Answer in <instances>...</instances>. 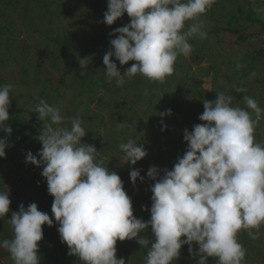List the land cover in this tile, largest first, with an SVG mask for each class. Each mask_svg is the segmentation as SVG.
I'll use <instances>...</instances> for the list:
<instances>
[{"label": "clouds", "instance_id": "1", "mask_svg": "<svg viewBox=\"0 0 264 264\" xmlns=\"http://www.w3.org/2000/svg\"><path fill=\"white\" fill-rule=\"evenodd\" d=\"M216 0H107L102 23L113 25L127 14L130 22L114 29L111 50L103 56L108 83L125 84L137 75L163 84L173 75L180 55L193 51L190 40L205 39V17ZM121 66L134 63L123 74ZM90 60L80 58L81 75ZM239 67V65H238ZM12 85H0V130L9 136L12 128L9 106ZM245 90L237 88L236 92ZM245 107H233V97L216 93L215 101H204L202 123L183 132L187 144L182 158L171 170L150 166V219L134 215L131 197L116 171L99 159L94 145L83 143L88 134L79 116L67 117L58 106L40 100L32 113L43 122L38 140L41 149L26 162L41 167L47 191L53 197L52 217L68 255L82 264H126L117 258V241L135 240L147 253L144 264H174L181 248L188 245L189 255L198 264L215 258L217 264H247V250L238 240L244 231L251 239L260 238L264 227V144L256 139V129L264 118L257 99L244 96ZM171 110L160 113L170 115ZM66 123L70 126H66ZM122 126V125H121ZM166 128V125L163 126ZM162 128V130H163ZM10 145L0 139V158ZM124 154L121 164L135 165L147 156L143 143L128 139L119 145ZM130 182L144 181L139 169L129 172ZM9 191H0V220L10 212ZM11 239L0 241L13 264H40L39 242L42 226L54 220L38 210L36 203L7 219ZM151 228V238L146 233ZM193 243L198 250L193 251Z\"/></svg>", "mask_w": 264, "mask_h": 264}, {"label": "rangeland", "instance_id": "2", "mask_svg": "<svg viewBox=\"0 0 264 264\" xmlns=\"http://www.w3.org/2000/svg\"><path fill=\"white\" fill-rule=\"evenodd\" d=\"M255 1L257 5L253 6V9L258 12L259 18L264 23V0ZM24 3L25 0H18V2L17 0H0V84L12 85L10 97L13 100L11 99L9 106L10 119L26 126L31 116L37 118V114L32 113V108L41 99L49 105L58 106L62 115L79 116L88 131L87 138H94L98 131L99 137H96L97 144L94 146L97 150L103 149L107 153L106 155L104 152H99V158L104 161L109 170L116 171L118 175L121 166H128L126 167L128 172L132 169L143 171L146 167L152 166L148 158L156 157L157 153L155 152H160V148L165 150L157 165V168L161 170V176L163 175L162 170H171L178 158H182L187 148V144L183 140L184 129L187 128L191 131L193 125L202 123L198 117L204 111L203 103L204 101H215L216 93L223 92L226 95H231L233 107H245L243 97L249 96L256 98L260 107L264 108V33L260 31L258 25H251L245 20L229 25L225 22L229 16L236 15L238 7H241L243 14L246 15L249 8L247 0H216L207 15L203 17L207 37L191 39L190 43L192 42L193 46L191 55L178 57L177 63L185 71H188L187 84L179 90L181 88L179 86L183 83V71L177 72L176 77L174 76L168 82H171L170 86L174 93L179 90L176 95H173L175 98L179 92L181 93V106L173 103L175 98L173 102L157 104L156 97L151 95L153 90L145 87L148 91L145 92L148 95L142 96L141 102L132 107L121 103L125 102L128 96L121 98L122 94H116L117 88L112 83L105 82L103 85L97 86L91 82L94 85L90 91L93 96L87 95V91L84 90L86 79L89 78L88 81L98 79L93 76H101V72L97 70V75L95 72L97 68L89 67L81 75L82 69L79 64L80 58L86 57L81 55L85 49L89 52L87 59L90 62L95 59L92 55L97 56V43L98 40L105 39L104 31L114 25L119 28L128 24L130 18L127 14L119 18L113 25L107 26L102 23L103 14L107 10V0H28V14ZM7 23L12 26L11 33L3 31V25ZM115 38L114 36L113 39ZM61 43L68 54L66 58L63 56V58L56 59L55 54H61ZM199 48L202 50L197 53ZM104 49L105 53L111 50L110 43ZM256 51H260L262 55L255 61L253 67H248V58ZM40 52L42 55L38 57ZM17 54H20L18 55L20 58H17ZM98 56L100 55L98 54ZM38 60L41 61V65L37 67ZM132 63L134 62L123 66L119 63L116 64L123 74ZM134 78L141 82V85H137L139 88L154 83L140 75ZM128 80L126 78L124 86ZM112 82L116 83L114 79ZM104 85L106 86L104 89L100 88ZM158 85L159 83H156L152 88ZM196 86L198 87L195 90L197 93L196 101H194V97L191 95ZM138 87H135L134 91ZM237 88H242L245 91L238 93L236 92ZM126 90L131 89L126 88ZM199 90L201 91L198 92ZM114 99L120 100V105L114 104ZM131 109L138 114L133 115L137 119H132L131 124L118 123L115 125V122L111 120L113 116L118 117L120 112L132 115L129 113ZM169 109L171 110L170 115L163 117L159 115ZM176 111L179 113L176 114ZM194 113L198 114L194 117L192 115ZM173 123L174 126H172ZM164 125L166 128H163ZM66 126L70 125L66 123ZM143 126L146 131L145 138L150 136V140H152L150 143H155L156 147L149 144L146 148L147 156L135 165L121 164L120 160L124 154L119 148L120 143L126 142L129 137L137 142L143 140L140 135L143 132L140 131V128ZM42 127L43 123L38 127L39 131ZM165 130L170 135H166ZM120 131H126L125 136L129 135L127 140L123 141ZM13 134L12 132L11 135ZM11 135L7 134L6 137L4 134H0V139H6L10 145L5 148V156H11V158L5 157L2 159L4 163L0 164L1 172L4 174L7 166L12 167L17 161L26 158L29 149L27 143L14 142L17 141L14 139H11V142ZM256 139L264 144V118L260 120L256 129ZM38 146L41 149L40 142ZM31 153L39 159L38 152ZM42 170V166L21 169L20 177L14 185L8 181L0 184V191L8 189L11 201L10 212L5 215V220H0V241L12 238V227L7 219L11 218L12 212L19 210V205L23 204L27 208L30 203H37L39 200L37 193L40 197L45 196L47 203L53 199L48 194L46 179L41 175ZM148 180L143 182L137 180L134 186L130 182L129 173L123 177L124 190L131 200L140 201L136 204V209L132 204L133 210H135L134 215L144 221L149 220L148 214L150 215L149 206L146 205L149 200L146 193L150 191L148 184L153 185L154 183L151 179ZM137 190L140 191V194L137 193ZM140 208L143 210V215L140 213ZM44 211L54 220L51 208L48 210L49 212H47V208ZM56 226L57 223L54 220L52 227L44 225L42 228L46 233H50ZM241 233L242 231L238 234V240L244 246L243 239L246 238L243 235L244 231ZM141 235H148L151 238V228ZM247 237L250 238L248 235ZM246 244L247 264H264V227L261 228L260 238L255 240L253 246L249 241ZM59 246L65 247V243L61 242L60 236L57 234L50 240L44 239L39 242V253L42 256L47 251L57 252ZM116 248L117 258H123L126 264H144L146 248V253L144 252L138 258H135L137 256L135 253L131 256L126 250H121L120 241H117ZM197 250V245L193 243V251ZM187 251L188 245L182 246L180 258L174 264H198L199 258L194 255L186 257ZM3 253L8 252L0 249V264H13L12 259L9 258L10 254ZM77 259L78 257H74V260ZM78 264H82V262L78 261ZM207 264H217V261H208Z\"/></svg>", "mask_w": 264, "mask_h": 264}, {"label": "trees", "instance_id": "3", "mask_svg": "<svg viewBox=\"0 0 264 264\" xmlns=\"http://www.w3.org/2000/svg\"><path fill=\"white\" fill-rule=\"evenodd\" d=\"M249 3V8L247 9V12H246V15H244L243 14V11H242V8L241 7H238L237 8V13H236V15H232V16H229L227 19H226V24H238L240 21H242V20H245V21H247V22H249L251 25L252 24H254V25H258V27H259V29H260V31L262 32V33H264V23L262 22V20L259 18V16H258V12L255 10V9H253V6H255V5H257V2L255 1V0H247ZM17 2H18V0H17ZM27 3H28V0H25V3H24V7L26 6L27 7V14H28V12H29V8H28V5H27ZM17 7V6H16ZM16 9V8H15ZM24 13H26V12H24ZM4 27H3V31L4 32H6V33H11V31L13 30L12 29V26H11V24L9 25L8 23L6 24V25H3ZM117 28V26H112L111 28H107L105 31H104V36H105V39H103V40H101V41H99L98 40V43H97V46H98V53L96 54L97 56H93L92 54V57L93 58H95V59H92V61H95V62H90L89 63V66L87 67V68H91V69H94V68H97L96 70H95V72H96V74L98 75V73H97V70L99 71L100 70V72H101V76H93V77H98V79H90L89 81H88V79L89 78H87L86 79V82H85V84H84V90L85 91H87L86 92V94L87 95H89V96H93L92 94H91V89H92V87H94V85L93 84H91V82L92 83H94L95 85H97V86H101V85H103V83H105V82H107V80H106V76H105V69H104V64H103V56L105 55V46L107 45V44H109L110 43V40L111 39H113L114 38V36L115 35H110L111 33H113V31H114V29H116ZM252 37H254V36H252ZM193 39H197V38H193ZM192 39V40H193ZM199 39V38H198ZM192 43V42H191ZM17 45H18V43H16ZM49 44H51V43H49ZM56 44L54 43V46H55ZM60 46L62 47V50H61V54H59V55H57V54H55V57H56V59L58 58H60V57H62L63 58V56H65V58H66V55L68 54L66 51H65V49H64V46H63V43H61L60 44ZM59 46V47H60ZM46 47V46H45ZM44 47V48H45ZM200 50H202V48H199V49H197V53H199L200 52ZM87 53H89L86 49L81 53V55H83V56H86V57H88V54ZM98 54L100 55V56H98ZM252 54V53H251ZM18 55H20V54H17L16 56H17V58H20ZM41 55H42V52H40V54L38 55V57H41ZM261 52L260 51H256V52H254L251 56H249V64H248V67H253V65H254V63H255V61L258 59V58H260L261 57ZM22 59H25V58H23V57H21ZM97 58V59H96ZM112 60H113V62H115V63H119V61H117L116 59H115V57H113L112 58ZM97 62V63H96ZM130 62H132V61H130ZM99 63V64H98ZM129 63V62H128ZM92 64H94V65H96V66H92ZM41 65V61L40 60H38V62H37V67L38 66H40ZM91 65V66H90ZM232 66L234 65V64H231ZM119 69V68H118ZM127 69V68H126ZM124 70V69H123ZM183 71V72H182ZM177 72H182V78H183V83H182V85H180L179 87H181L179 90H181L186 84H187V80H188V71H185L183 68H182V66L181 65H179V63H177V61H176V64H175V71H174V73H173V75H171V76H169V77H167V79L165 80V82L163 83V84H161V83H159V85L157 86V87H155V88H152L156 83L154 82V83H152L151 85L150 84H148V85H146V86H142L141 88H143L142 90H141V88H139L137 85H141V82L139 81V79H137V78H132V79H130V80H128L126 83V86H121V87H117L116 86V83L114 82H111L116 88H117V93L116 94H122V97L121 98H124V97H126V96H128V99H126V100H128V101H126L125 100V102H121V103H124V104H127V105H129V106H136L137 105V103H140L141 102V99H142V96H145V95H148V91L145 89V87L147 88V89H152L153 91H152V93L153 94H151L152 96H155L156 97V103L157 104H159V103H166V102H168V101H172L173 102V99L175 98L173 95H176V93L179 91L178 90V88H177V90L178 91H176L175 93L172 91V87L170 86V84H171V82H168L169 80H171V79H173L174 78V76L176 77V75H177ZM142 81V80H141ZM62 83H63V81H61ZM110 83V84H111ZM193 83H194V81H193ZM0 85H4V84H0ZM106 86L104 85L103 87H100V88H102V89H104ZM135 87H138V89L136 90V91H134V88ZM197 87L198 86H196L195 87V89H193V91H192V95H191V97H194V101H196V99H195V97H196V93H197V91H195V90H197ZM95 88H96V86H95ZM126 88H130L131 90H126ZM98 90V89H97ZM145 91H147V92H145ZM201 90H199L198 92H200ZM115 94V95H116ZM141 97V98H140ZM181 97H182V95H181V93L179 92V94H178V96H177V98H175V100H174V102L173 103H175V105H178V106H181L182 105V100H181ZM140 98V99H139ZM13 100V99H12ZM11 100V101H12ZM50 100H51V98H50ZM159 100H161V101H159ZM46 101H48V99H46ZM114 101V104H116L117 106L118 105H120V100H116V99H114L113 100ZM129 113L130 114H132V115H126V114H122L121 112H120V115L117 117V116H113V118H111V120L112 121H114L115 122V125H117L118 123H124L125 125H127V124H131V121H132V119H137V117L136 116H133V115H138L137 113H135L132 109L131 110H129ZM177 113H179L178 111H176V114ZM196 114H198V113H194V114H192L194 117L196 116ZM8 125H10L11 126V128H12V132L14 133L13 135H11V138H10V141L12 142V140L11 139H14V140H17V141H14V142H20V143H27L28 144V146H29V149H28V152H35V153H37V152H39V150H40V148H39V140H38V136H39V133H40V131H39V129H38V127L39 126H41V124L43 123L42 121H40L39 119H37L35 116H31L30 118H29V121H28V123H27V125L25 126H22L21 124H19L18 122H16V121H13V120H9V121H7L6 122ZM175 124L173 123V125L172 126H174ZM98 126V125H97ZM171 129H173V128H171ZM95 130V129H94ZM140 131L142 132V134H140L141 135V139H143V140H140V141H138V143H143V145H144V148L146 149L147 147H148V145L149 144H151L150 142L152 141V140H150V136H148V137H146L145 138V129H144V126H143V128H140ZM113 133V132H112ZM165 133H166V135H170V133H168V131L167 130H165ZM0 134L1 135H5L6 137H7V134L4 132V131H2V130H0ZM125 134H126V131H120V136H122L123 137V141L124 140H127L128 139V137H129V135H126L125 136ZM96 137H99V133H98V131H97V133L94 135V138L93 137H90V138H87V136H85V137H83L82 138V142L83 143H87V144H91V145H94V144H97V142H96ZM110 138H111V136H110ZM129 139H130V137H129ZM157 139V138H156ZM155 139V141H157ZM178 139V138H177ZM151 145H153V146H155L156 147V145H155V143H152ZM169 145H170V143H169ZM115 146H117V145H115ZM155 147H153V148H155ZM14 149V148H13ZM13 149H12V151H13ZM11 151V152H12ZM99 152H104L105 153V151L102 149V150H98ZM163 152H165V150L164 149H161L160 148V152H155V153H157V156L156 157H153L152 156V159L151 158H148V160H149V162H150V164L152 165V166H155V167H157V165L159 164V161H160V159H161V156L163 155ZM167 152H169V151H167ZM121 153V152H120ZM106 155H107V153H105ZM175 155H177V154H175ZM5 157H7V159L8 158H11V156H5ZM4 157V158H5ZM4 158H0V164L1 163H4L3 161H2V159H4ZM99 158V157H98ZM100 159V158H99ZM163 161V160H162ZM126 167H128V166H121V168H120V171H119V175H120V177H121V179H122V181H123V177L127 174V173H129L128 172V170L126 169ZM29 168H36V166L35 165H33V164H31L30 162H26V158H24V159H21V160H19V161H17L16 163H14L13 164V166L11 167V166H7L6 167V172H5V174L3 173V172H1V167H0V184L1 183H3L4 181H8L11 185L13 184H15L16 182H17V180L19 179V171L21 170V169H29ZM149 167H146L145 168V170H143V171H140V175L141 176H146L147 175V169H148ZM12 170V171H11ZM161 173V172H160ZM161 175V174H160ZM149 178L146 176V177H144V180H148ZM149 181V180H148ZM151 181V180H150ZM149 185V189L151 188V184H148ZM125 188V187H124ZM150 192V191H149ZM147 192L146 193V196L148 197V201H147V203H146V205L147 206H149V209L151 208V195H152V193L150 192ZM137 193H139L140 194V191L139 190H137ZM36 195H38L37 197H39V200L37 201V206H38V210H40V211H42V212H45L44 211V209H46L47 208V212H49L48 210H50V208H51V205H52V202H53V199L50 201V202H48L47 203V201H46V199H45V196H41L40 197V195L37 193ZM133 201V200H132ZM137 203H140V201L139 202H137V201H133L132 202V204L134 205V208L136 209L137 208ZM135 211V210H134ZM140 213L143 215L144 213H143V210L140 208ZM148 218L150 219V215L148 214ZM57 228H58V224H57V226L55 227V229H53L50 233H46L45 231H43V239L42 240H44V239H48V240H50V239H52V238H54L57 234H59L58 233V231H57ZM150 228V227H149ZM242 233H243V231H242ZM241 233V234H242ZM244 237L246 238L245 240L243 239V244H244V246H245V249L247 248V244H246V242H248L249 241V243H250V245L252 244V246H253V243L255 242V240H253V242H252V239L251 238H248L247 237V233L246 232H244ZM123 243V244H122ZM122 243H121V241H120V249L122 250H126L128 253H130V255L131 256H133V253H135V255H137L135 258H138L140 255H142V254H144V252L146 253V249L145 248H141L140 247V245L139 244H137L136 243V241L135 240H125V241H122ZM183 247H185V245L183 246ZM248 250L249 251H251V249H249L248 248ZM3 254H5V255H7V254H9V253H3ZM39 255H40V257H41V261H40V264H78V261H79V259H77V260H74V257H76V256H70V255H68V248H67V245L65 244V247H63V246H59V248H58V251L57 252H55V251H50V252H46V253H44L42 256H41V254L39 253ZM4 256V255H3ZM192 255H189V253H188V251H187V253H186V257H191ZM6 257H9V256H6ZM9 258H11V257H9ZM77 258V257H76ZM197 258H199L198 256H197ZM209 262H211V261H216V259L215 258H209V260H208ZM70 262H72V263H70Z\"/></svg>", "mask_w": 264, "mask_h": 264}]
</instances>
